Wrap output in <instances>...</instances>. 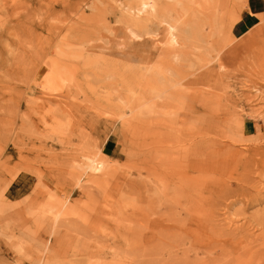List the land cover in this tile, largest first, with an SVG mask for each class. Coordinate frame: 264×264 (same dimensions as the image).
Listing matches in <instances>:
<instances>
[{"label": "rangeland", "instance_id": "374dc122", "mask_svg": "<svg viewBox=\"0 0 264 264\" xmlns=\"http://www.w3.org/2000/svg\"><path fill=\"white\" fill-rule=\"evenodd\" d=\"M262 219L264 0H0V264H264Z\"/></svg>", "mask_w": 264, "mask_h": 264}, {"label": "bare ground", "instance_id": "6f19581e", "mask_svg": "<svg viewBox=\"0 0 264 264\" xmlns=\"http://www.w3.org/2000/svg\"><path fill=\"white\" fill-rule=\"evenodd\" d=\"M151 6V4L150 3H148V2H142L141 3V6L138 8V10L137 11H132L131 9H128V8H126L124 11H127V13H128V15H129V19H131V20H133V21H136V22H141V24L144 26L143 28H145L146 26H147V21H149V14H150V10L151 9H149V7ZM130 21V20H129ZM163 23H166V27H167V35H168V41L171 43V44H176V45H179V44H182V42H180V39H179V35H178V29L175 27V26H172V25H170L169 23H167V22H163ZM131 25V24H130ZM143 30V29H142ZM145 31V30H144ZM146 31H147V29H146ZM134 32H132L131 34H133ZM147 33V32H146ZM149 33V32H148ZM133 36L135 37L136 35L135 34H133ZM137 37V36H136ZM158 137V136H157ZM156 141V140H155ZM161 142V141H160ZM149 148V147H148ZM154 148V147H153ZM152 148V149H153ZM155 152V151H154ZM153 155V154H152ZM209 155V154H208ZM89 156V155H88ZM145 156V155H144ZM195 156V155H194ZM88 158V157H87ZM152 159V158H151ZM150 159V160H151ZM148 167V166H147ZM85 168L86 169H89V170H92V171H101L103 168H104V163L101 161V160H99V159H96V156H95V158H88V162L86 163V166H85ZM145 168H146V166H145ZM150 173V172H149ZM148 173V174H149ZM215 173V172H214ZM155 174V173H154ZM216 174V173H215ZM150 175H151V173H150ZM157 175V174H156ZM188 175V174H187ZM153 176V175H152ZM182 176V175H181ZM200 176V175H199ZM186 177V176H185ZM160 180V179H159ZM166 181V180H165ZM167 182V181H166ZM167 184V183H166ZM180 186V185H179ZM180 188V187H179ZM149 189V188H148ZM150 191V190H149ZM215 192V191H214ZM216 193V192H215ZM213 194V193H212ZM211 195V194H210ZM212 196V195H211ZM208 199V198H207ZM60 200V199H59ZM56 201H58V200H56ZM65 202L66 201H63L62 203H63V205L65 204ZM61 203V202H60ZM61 203V204H62ZM186 204H184V206H185ZM61 207H62V205H61ZM54 209V208H53ZM191 209V208H190ZM191 211V210H190ZM216 211V210H215ZM214 212V211H213ZM210 213V212H209ZM192 214V213H191ZM193 215V214H192ZM195 216V215H194ZM206 216H207V214H206ZM205 216V217H206ZM199 217V216H198ZM201 217V216H200ZM204 217V218H205ZM211 217H213V215L211 216ZM190 218V217H189ZM192 218V217H191ZM170 219H172V218H170ZM202 219H203V217H202ZM209 218H207V220H208ZM169 220V219H168ZM198 220V219H197ZM149 221V220H148ZM152 221V220H151ZM170 221V220H169ZM200 221H201V219H200ZM214 221V220H213ZM262 221H264V219H262L261 220V222ZM155 222V221H154ZM168 222V221H167ZM185 222V221H184ZM199 222V221H198ZM203 222H205L204 221V219H203ZM211 222V220L209 221V223ZM217 222V221H216ZM156 223V222H155ZM207 223H208V221H207ZM211 223H213V222H211ZM215 224H217V223H215ZM262 224H264V223H262ZM175 225V224H174ZM199 225V224H198ZM203 225H205V224H203ZM209 225V224H208ZM212 225V224H211ZM159 226V225H158ZM181 226H182V224H181ZM212 226H214V228H215V231H216V229H218L217 227L219 226V228H220V225H218V226H215L214 225V223H213V225ZM211 226V227H212ZM225 226V225H224ZM223 226V227H224ZM252 226V225H251ZM180 227V226H179ZM202 227V226H201ZM206 227H207V225H206ZM209 227V226H208ZM210 227V228H211ZM222 227V226H221ZM222 227V229H226V230H229V228H228V226L225 228H223ZM244 227V226H243ZM247 227V226H246ZM253 227V226H252ZM245 228V227H244ZM154 229H155V227H154ZM153 229V230H154ZM161 229V228H160ZM194 229V228H193ZM198 229V228H197ZM212 229H213V227H212ZM211 229V230H212ZM233 228H231V230H232ZM139 230V229H138ZM145 230V229H144ZM151 230V229H150ZM178 230V229H177ZM225 230V231H226ZM236 230H238L237 228H236ZM239 230H240V228H239ZM242 230V229H241ZM246 229H244L243 231H245ZM152 231V230H151ZM176 231V230H175ZM175 231H174V233H175ZM201 231V230H200ZM213 231V230H212ZM214 231V234L217 232H215ZM219 231H221V228L219 229ZM242 231V232H243ZM154 232V231H153ZM157 232V231H156ZM161 232V231H160ZM168 232V231H167ZM209 232V231H208ZM211 232V231H210ZM222 232V234L221 235H223L224 234V231H221ZM220 232V233H221ZM168 233H170V232H168ZM192 233V232H191ZM231 233H232V231H231ZM245 233V232H244ZM243 233V234H244ZM227 234V233H226ZM247 234V233H246ZM249 234V233H248ZM157 235H159L158 233H157ZM216 235V234H215ZM228 235V234H227ZM154 236V235H153ZM183 236V235H182ZM217 236V235H216ZM220 236V235H219ZM226 236V235H225ZM247 236V235H246ZM250 236V235H249ZM211 237H213V236H211ZM224 237V236H223ZM227 237V236H226ZM229 237V236H228ZM239 237V236H238ZM241 237V236H240ZM239 237V238H240ZM258 237H261L260 235H258ZM190 238V237H189ZM206 238V237H205ZM243 238V237H242ZM251 238H252V236H251ZM194 239V238H193ZM204 239V238H203ZM227 239V238H226ZM234 239V238H233ZM232 239V240H233ZM236 239V238H235ZM261 239H262V237H261ZM202 240V239H201ZM212 239H210V241H211ZM254 240V239H253ZM152 241V240H151ZM190 241V240H189ZM204 241V240H203ZM210 241H208V242H210ZM213 241V240H212ZM256 241V240H255ZM255 241H253V242H255ZM258 241V240H257ZM142 242V241H141ZM153 242V241H152ZM206 242V241H205ZM232 242V241H231ZM247 242V241H246ZM207 243V242H206ZM260 243V242H259ZM198 244V243H197ZM203 244V243H202ZM246 244H244L243 246H245ZM249 245H252V244H249ZM248 245V246H249ZM143 246V245H142ZM242 246V247H243ZM209 247V246H208ZM252 248V247H251ZM204 249V248H203ZM215 249V248H214ZM211 250V249H210ZM210 250H209V252H210ZM256 250V249H255ZM207 251V250H206ZM212 251V250H211ZM243 251V250H242ZM241 251V252H242ZM205 252V251H204ZM246 252V251H245ZM217 253V252H216ZM231 253V252H230ZM230 253H228V254H230ZM252 253V252H251ZM208 254V253H207ZM241 254H243V252L241 253ZM245 255H246V253H244ZM254 254H256V252L254 253ZM253 254V255H254ZM259 254V253H258ZM257 254V255H258ZM251 255V254H250ZM249 255V256H250ZM239 256V255H238ZM241 257H243L242 255H240ZM252 256V255H251ZM240 257V258H241ZM245 257V256H244ZM257 257V256H256ZM255 257V258H256ZM232 258V257H231ZM259 257H257V259H258ZM246 259V263L248 264V263H250L249 261V259H248V257L247 258H245ZM249 261H248V260ZM234 260V259H233ZM244 260V259H243ZM262 260V259H261ZM248 261V262H247ZM206 262V261H205ZM257 262H259V261H257ZM254 264V263H253ZM257 264V263H256ZM258 264H260V263H258Z\"/></svg>", "mask_w": 264, "mask_h": 264}, {"label": "crops", "instance_id": "0c3cea01", "mask_svg": "<svg viewBox=\"0 0 264 264\" xmlns=\"http://www.w3.org/2000/svg\"><path fill=\"white\" fill-rule=\"evenodd\" d=\"M249 11L252 12L251 9H249ZM249 11L243 14L241 18L232 26L231 33L234 37H241L250 28L258 24L257 17L253 14H250ZM253 126L254 125H248V126L244 125V129L245 131L253 132L252 130Z\"/></svg>", "mask_w": 264, "mask_h": 264}]
</instances>
